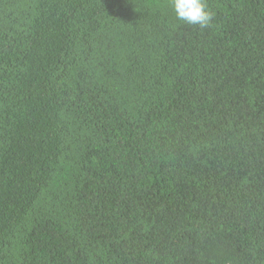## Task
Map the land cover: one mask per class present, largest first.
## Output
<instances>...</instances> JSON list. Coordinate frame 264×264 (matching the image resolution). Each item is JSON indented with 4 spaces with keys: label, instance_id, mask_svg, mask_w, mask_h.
Returning a JSON list of instances; mask_svg holds the SVG:
<instances>
[{
    "label": "trees",
    "instance_id": "16d2710c",
    "mask_svg": "<svg viewBox=\"0 0 264 264\" xmlns=\"http://www.w3.org/2000/svg\"><path fill=\"white\" fill-rule=\"evenodd\" d=\"M0 0V264H264V0Z\"/></svg>",
    "mask_w": 264,
    "mask_h": 264
},
{
    "label": "clouds",
    "instance_id": "9594fccd",
    "mask_svg": "<svg viewBox=\"0 0 264 264\" xmlns=\"http://www.w3.org/2000/svg\"><path fill=\"white\" fill-rule=\"evenodd\" d=\"M177 18L189 25H199L201 29L211 26L214 13L206 0H171Z\"/></svg>",
    "mask_w": 264,
    "mask_h": 264
}]
</instances>
